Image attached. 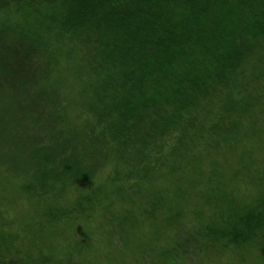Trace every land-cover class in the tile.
<instances>
[{
	"label": "trees",
	"instance_id": "1",
	"mask_svg": "<svg viewBox=\"0 0 264 264\" xmlns=\"http://www.w3.org/2000/svg\"><path fill=\"white\" fill-rule=\"evenodd\" d=\"M104 255L264 264V0H0V264Z\"/></svg>",
	"mask_w": 264,
	"mask_h": 264
},
{
	"label": "rangeland",
	"instance_id": "2",
	"mask_svg": "<svg viewBox=\"0 0 264 264\" xmlns=\"http://www.w3.org/2000/svg\"><path fill=\"white\" fill-rule=\"evenodd\" d=\"M107 252H110L109 248H107V249L105 250V253H107ZM106 256H107V255H104V258L102 259L103 261L101 260L103 264L105 263L104 260H105ZM250 259H251V261H250ZM216 260H217V261H216L217 263H212V264H223V263H225V261H226L225 258L216 259ZM99 263H100V262H99ZM99 263H98V264H99ZM102 263H101V264H102ZM195 263H196V262H194V263H192V264H195ZM95 264H96V263H95ZM116 264H117V263H116ZM247 264H256L254 258H253V257H252V258L248 257V258H247Z\"/></svg>",
	"mask_w": 264,
	"mask_h": 264
}]
</instances>
